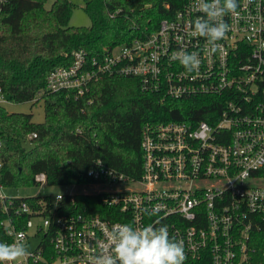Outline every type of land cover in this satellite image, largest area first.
<instances>
[{"label":"built area","instance_id":"1","mask_svg":"<svg viewBox=\"0 0 264 264\" xmlns=\"http://www.w3.org/2000/svg\"><path fill=\"white\" fill-rule=\"evenodd\" d=\"M237 3L236 13L223 17L229 31L214 53L192 34L203 15L200 0H184L144 38L90 60L76 52L70 67L50 72L47 94L78 98L105 76L129 77L162 101L208 102V119L146 123L140 178L101 161L88 171L96 192L84 194L100 195L99 203L80 208L76 194L27 197L37 198L33 203L1 194L0 242L39 239L11 264H91L118 224L166 225L183 242L184 264H264V0ZM182 51L199 53V70L188 73L172 59ZM8 102L0 90V105ZM35 183L48 185L47 174H36Z\"/></svg>","mask_w":264,"mask_h":264},{"label":"trees","instance_id":"2","mask_svg":"<svg viewBox=\"0 0 264 264\" xmlns=\"http://www.w3.org/2000/svg\"><path fill=\"white\" fill-rule=\"evenodd\" d=\"M5 1L0 3V90L17 104L45 95L46 115L43 123L35 124L32 114L9 113L0 105L3 186H37L35 175L44 172L50 186L82 188L95 183L88 171L97 161L137 179L142 174L146 123L181 121L186 115L208 119V102L162 101L143 91L139 79L129 77L105 76L78 98L66 91L45 93L50 72L70 67L76 52L90 60L144 38L184 0L86 1L90 27L70 26L75 8L71 0H54L50 9V0ZM34 133L37 137L30 139ZM75 197L80 208L101 201L100 195ZM260 236L264 253V232Z\"/></svg>","mask_w":264,"mask_h":264},{"label":"clouds","instance_id":"3","mask_svg":"<svg viewBox=\"0 0 264 264\" xmlns=\"http://www.w3.org/2000/svg\"><path fill=\"white\" fill-rule=\"evenodd\" d=\"M239 7L237 0H200L202 16L193 22V35L205 37L210 52L217 50V41L229 31L223 17L235 14ZM186 72L199 70L201 60L198 52L182 51L173 54ZM149 216L156 215V209L144 210ZM109 245L91 260V264H184V245L175 237H170L168 227L149 224L134 228L130 224L116 225L109 234ZM29 255L22 241L0 242V264H11Z\"/></svg>","mask_w":264,"mask_h":264},{"label":"rangeland","instance_id":"4","mask_svg":"<svg viewBox=\"0 0 264 264\" xmlns=\"http://www.w3.org/2000/svg\"><path fill=\"white\" fill-rule=\"evenodd\" d=\"M86 1L91 0H71L74 4L75 8L71 17L70 26L71 27H90L92 25L90 17L84 10ZM54 0H50L46 8L50 9ZM45 95H39L34 102H25V103H13L8 102L3 107L9 113H23V114H32L33 115V122L35 124H40L45 121L46 109H45V102L42 98ZM41 98V99H40ZM29 146V145H28ZM30 147V146H29ZM96 188L92 186H85V187H74V186H32V187H5L0 190V195L3 194L7 197L13 198H27V197H34V196H50L52 199L58 194L64 195H71L77 193H95ZM39 239H32L31 244L27 246L28 251H32L36 245L38 244Z\"/></svg>","mask_w":264,"mask_h":264}]
</instances>
